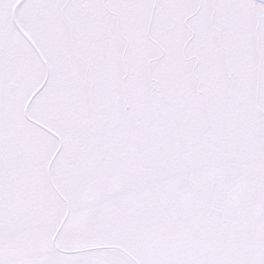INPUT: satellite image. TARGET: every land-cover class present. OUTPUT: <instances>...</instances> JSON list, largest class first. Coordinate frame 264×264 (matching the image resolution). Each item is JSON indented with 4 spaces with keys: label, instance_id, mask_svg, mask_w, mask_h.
I'll use <instances>...</instances> for the list:
<instances>
[{
    "label": "snow or ice",
    "instance_id": "6c2138e0",
    "mask_svg": "<svg viewBox=\"0 0 264 264\" xmlns=\"http://www.w3.org/2000/svg\"><path fill=\"white\" fill-rule=\"evenodd\" d=\"M0 264H264V0H0Z\"/></svg>",
    "mask_w": 264,
    "mask_h": 264
}]
</instances>
